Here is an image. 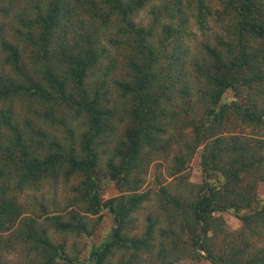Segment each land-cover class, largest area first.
I'll list each match as a JSON object with an SVG mask.
<instances>
[{"label":"trees","instance_id":"trees-1","mask_svg":"<svg viewBox=\"0 0 264 264\" xmlns=\"http://www.w3.org/2000/svg\"><path fill=\"white\" fill-rule=\"evenodd\" d=\"M34 1L11 34L0 22V264L11 234L38 253L37 264H110L116 252L114 264H139L154 247L158 220L147 215L142 234H132L133 215L148 198L138 191L148 167L170 154L171 175H184L175 193L160 189L166 226L156 264H175L182 238L195 260L264 264V196L257 191L264 184V0ZM152 3L149 22H136ZM213 14L222 32L213 45L202 44L197 59L184 42L192 36L189 17L205 31ZM104 42L124 58L123 78L111 81L122 101L111 106L107 81L115 64ZM189 70L201 81L198 89ZM22 98L67 135L52 137L30 118L21 130L15 103ZM62 111L82 119L78 141ZM234 125L251 133H233ZM111 144L107 155L100 151ZM199 148L202 182L193 185L186 171ZM100 168L120 195L102 198ZM59 177L77 184L68 211L39 216L48 229L89 237L91 216L111 218L105 240L83 260L37 219L22 217L20 195ZM223 213L242 228L229 232Z\"/></svg>","mask_w":264,"mask_h":264},{"label":"rangeland","instance_id":"rangeland-1","mask_svg":"<svg viewBox=\"0 0 264 264\" xmlns=\"http://www.w3.org/2000/svg\"><path fill=\"white\" fill-rule=\"evenodd\" d=\"M31 3V0H5L3 7L7 8L6 14H2L0 16V22L4 25L5 34H11L13 29L19 28L20 26L17 24V18H24V16L30 11V7L34 4ZM213 13L215 10L219 9V6L216 1H213ZM148 5L144 10L139 11L136 15V22L139 24L146 25L150 20V6ZM194 9L192 10V5H190L189 14H192ZM222 23L217 20V16L213 14L207 20L206 30L201 31L198 26L195 24L194 17H189V24L187 25L188 32L192 35L191 39L184 38V42L188 45L190 52L196 56L197 59L201 58L202 54V44L209 43L211 45L215 42V37L222 32ZM110 31H107V36H110ZM11 36V35H10ZM11 40V37H9ZM16 42V39L14 40ZM105 46L110 51V56L108 61H113L115 64V69L108 77L107 81V89L111 91L110 100L111 104L116 103L120 104L122 101L119 98L117 90L112 86L111 81L114 79L123 78L124 74V58L122 49L117 47H111L107 42H104ZM107 60L103 61V65H105ZM102 65V67H103ZM1 70V65H0ZM190 85L195 86L196 89L201 85V81L197 79L196 73L194 71H188ZM101 80V79H100ZM231 95V94H229ZM179 110V109H177ZM15 111L20 115L19 127L21 130H25L24 119L30 118L33 120L34 127H42L49 133L52 137L55 136L58 139H63L67 134L66 131L62 127H57L56 125H51L48 123H43L42 119L39 117V114H42V109L39 108L36 102L33 101V105L24 100L23 98L19 100V102L15 103ZM69 112V111H66ZM62 111L61 114L64 115V118L68 122V125L74 130L73 135L75 141L80 139L81 127L83 121L81 118H73V113H66ZM52 126V127H51ZM119 131L122 132V126H119ZM189 131V128L186 129ZM242 132L243 134H250L251 130L249 128L241 127L234 125L231 132ZM118 136V135H117ZM191 135L187 134V139H190ZM112 146L109 145H101L100 151L105 152L107 155L109 151H105L106 149H110ZM202 148H199L195 154L193 155L189 168L186 171V179L190 184L197 185L202 182V174L200 169V154ZM104 156L102 157V159ZM171 154L168 159L163 160L159 159L154 161L147 169L146 173L143 175V183L141 185L139 193H146L148 198L147 201L144 202L140 209L134 213L133 218L135 222L133 224L132 234L136 236H140L144 231L146 225V217L147 215H151L152 217L158 220V224L156 226L155 236H154V247L149 254H145L139 264H156V253L159 249V240L161 236L159 235V230L166 226L165 224V216L164 212L161 209L160 200L161 197L160 189L168 186V190L171 193H175L176 184L179 181V178L184 175L179 174L177 176H172L170 173L171 168ZM98 170L101 178V187H102V198L104 200L108 198H112L120 195L119 189L116 187L114 182L110 181L108 177H106L102 168ZM104 170V169H103ZM183 177V176H182ZM77 184L75 179H70L66 181L64 178L59 177L55 181H48L42 185L38 190H25L19 198V202L24 209V217H33L37 219L38 223L42 228L48 229L42 218H39L41 214H51L56 212L57 214H64L68 211V207L72 201V197L74 196L73 188L74 185ZM258 196H264V184L261 183L258 185ZM222 217L226 223V229L229 232H235L242 228V222L233 216L231 213H223ZM93 223L96 224V227L91 236H75V235H62L55 232L49 228L48 232L52 237V240L56 242H63L66 246V251L73 252L75 255H79L83 260L88 251L92 246H97L99 243L105 240L111 226V218L106 212H102V218L98 220L97 217H90ZM7 239L12 240L11 242L6 243V247L2 250L1 254V264H37L40 262V258L37 252H30L27 245L22 241L15 238L14 234L6 235ZM6 240V238H5ZM178 243V247L176 249V253L178 254L175 264H209L205 260H195L192 259L188 252L186 251L187 245L183 241ZM120 258V253L116 252L110 261V264H114Z\"/></svg>","mask_w":264,"mask_h":264}]
</instances>
